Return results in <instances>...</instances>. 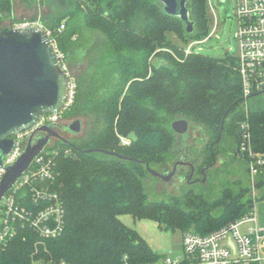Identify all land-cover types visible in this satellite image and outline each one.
Wrapping results in <instances>:
<instances>
[{
    "label": "trees",
    "instance_id": "trees-1",
    "mask_svg": "<svg viewBox=\"0 0 264 264\" xmlns=\"http://www.w3.org/2000/svg\"><path fill=\"white\" fill-rule=\"evenodd\" d=\"M47 2L57 3V10L43 19L45 24L55 29L65 24L56 33L65 62L89 60L87 71L76 76L75 100L62 115L81 114L94 123L86 138L55 143L61 152L55 156L58 175L52 187L61 193L65 226L58 236L45 240L54 259L69 264L157 262L163 255L120 219L124 214L155 220L161 229L199 234L248 215L256 201L247 196L250 188L236 192L225 187L214 201L194 188L183 198L150 200L145 186L146 164L154 167L173 158L177 134L172 123L181 116L203 124L213 140L221 131L228 132L235 154L245 159L238 148L244 140L241 125L247 123L253 148L264 151V101L249 100L245 109L237 56L212 57L197 50L198 44L186 51L190 42L211 37L209 1L189 0L193 33L157 0ZM12 4L0 0L1 23ZM98 35L103 36L102 44L96 41ZM121 136L130 143H122ZM91 148L97 150L88 152ZM207 153L204 158L211 167L214 142ZM216 209L221 211L214 214ZM33 239H14L3 262L28 264Z\"/></svg>",
    "mask_w": 264,
    "mask_h": 264
},
{
    "label": "built area",
    "instance_id": "built-area-1",
    "mask_svg": "<svg viewBox=\"0 0 264 264\" xmlns=\"http://www.w3.org/2000/svg\"><path fill=\"white\" fill-rule=\"evenodd\" d=\"M212 12L216 10L213 0H208ZM235 16L238 20L236 37L239 42L238 69L242 76L244 107L248 109V98L264 92V0H235ZM14 29H41L49 38L57 59L62 65L68 79V95L64 108L58 113L42 114L36 123L13 136L11 151L4 155L0 164V185L8 168L15 165L25 152L29 141L42 136H33L43 126H55L62 117L63 110L75 100L77 83L66 64L61 50L57 32L65 28L46 26L40 20L13 21L3 26ZM214 29V31L216 30ZM212 33L213 30H211ZM211 33V34H212ZM210 34V36H211ZM193 41L187 46L190 52L197 44L207 41ZM243 142L241 151L246 155L248 170L253 178L264 175V151H256L251 143L249 125L243 123ZM124 144L130 139L121 136ZM58 141L48 142L43 150L35 156L27 170L16 180L0 202V264L14 239L22 236L24 240L34 238V247L29 254L28 264H69L63 259H54L48 246L47 238L58 236L65 226V210L61 193L52 184L56 180L55 156L61 148L55 147ZM55 148H54V147ZM53 147V148H52ZM69 154V150H65ZM182 255L177 258L165 257L164 264H257L264 260V228L259 227L255 208L235 222H231L208 234H199L192 230L182 235Z\"/></svg>",
    "mask_w": 264,
    "mask_h": 264
},
{
    "label": "rangeland",
    "instance_id": "rangeland-1",
    "mask_svg": "<svg viewBox=\"0 0 264 264\" xmlns=\"http://www.w3.org/2000/svg\"><path fill=\"white\" fill-rule=\"evenodd\" d=\"M213 4L216 10L217 16V28L215 27V13L210 8L211 15V29L213 32L211 37L202 44L197 45V50L201 53L212 56L221 57L229 53L230 55H237L239 53V42L236 37L238 29V20L235 16L236 2L235 0H213ZM57 10V3L47 2V0H13L11 10L3 14L2 25H9L13 21L24 20H40L44 24L45 20L53 11ZM46 25V24H45ZM47 26V25H46ZM49 27V26H48ZM216 30L214 31V29ZM173 41L181 43L180 40L174 34H170ZM97 40L100 44L103 43V36L98 35ZM94 41V45L98 42ZM96 42V43H95ZM95 51L93 52V54ZM98 53V51L96 52ZM65 62V61H64ZM67 64V62H66ZM72 76L75 77L78 89V82L76 76L80 77L84 74L89 66V60L75 61V63L67 64ZM260 99L264 101V92L250 96L249 100ZM245 102V99L243 100ZM180 118H185L181 116ZM80 119L82 124V131L74 133L68 129V126L75 120ZM187 119V118H186ZM189 129L184 134H177V140L174 146V156L166 164L155 165L152 168L167 174L173 170L175 163L179 160L189 161L190 163L200 165L201 169L207 168L206 175H202L201 172L195 174L191 178V170L188 165H179L177 172L173 178L168 181L155 176L149 172L146 175L145 186L150 200H162L170 199L172 197H182L189 189H193L197 193H204L205 197L214 201L222 197L225 187H231L233 191L238 192L240 188H250L247 196H251L255 201V212L259 219V225L264 228V199L260 197L264 194V182L263 186L259 187L257 184L262 180V176L253 178L248 171V164L245 158L239 157L235 154L233 139L228 132H220L217 139L213 140L209 131L203 124L197 121L190 120ZM58 126H53L61 135L70 141H75L79 138H86L88 130L94 126L93 118L86 117L81 114L67 115L60 118ZM46 134V133H45ZM223 135V136H222ZM45 136V135H43ZM62 141L56 137H51L50 142ZM214 142L215 144V159L213 165L209 167L207 165L206 156L209 144ZM216 142L217 145H216ZM89 150V149H88ZM93 152L97 149L91 148ZM134 160V159H133ZM138 161V160H135ZM202 165V166H201ZM147 167V166H146ZM200 169V170H201ZM201 173V174H200ZM191 178V180H189ZM264 180V179H263ZM260 198V199H259ZM221 210L216 209L214 214H218ZM127 221V220H126ZM163 234L167 235L166 239H157V244H168L171 246L172 251L163 254L155 263L147 264H163L165 257L177 258L182 255V232L180 230L171 231L161 229ZM167 255V256H166Z\"/></svg>",
    "mask_w": 264,
    "mask_h": 264
},
{
    "label": "water",
    "instance_id": "water-1",
    "mask_svg": "<svg viewBox=\"0 0 264 264\" xmlns=\"http://www.w3.org/2000/svg\"><path fill=\"white\" fill-rule=\"evenodd\" d=\"M157 1L168 15L184 22L188 33L195 31L189 0ZM65 75L48 36L41 29L17 30L7 27L0 30V164L14 144L9 136L33 126L42 114L58 113L64 108L68 95V79ZM172 128L176 133L184 134L189 129V121L185 118L177 119L172 123ZM68 129L74 133L82 131L81 120L72 122ZM41 131L46 133L45 136L31 139L18 162L8 168L0 185V202L51 137L70 143L52 126H43ZM238 151L241 153V149L238 148ZM109 153L121 159L133 160L122 154ZM179 165L191 163L179 160L167 174L146 164L151 174L165 181L174 177Z\"/></svg>",
    "mask_w": 264,
    "mask_h": 264
},
{
    "label": "crops",
    "instance_id": "crops-1",
    "mask_svg": "<svg viewBox=\"0 0 264 264\" xmlns=\"http://www.w3.org/2000/svg\"><path fill=\"white\" fill-rule=\"evenodd\" d=\"M120 219L128 226L136 229L155 251L159 252L162 255L167 254L166 252L168 251H172L171 246L168 244V242L166 244H157L155 242V240L157 239L162 240L167 238V235L163 234V232L160 231L161 227L159 226V223L157 221L146 218L137 219L130 214L120 215ZM259 227L261 226L259 225ZM260 264H264V260Z\"/></svg>",
    "mask_w": 264,
    "mask_h": 264
},
{
    "label": "flooded vegetation",
    "instance_id": "flooded-vegetation-1",
    "mask_svg": "<svg viewBox=\"0 0 264 264\" xmlns=\"http://www.w3.org/2000/svg\"><path fill=\"white\" fill-rule=\"evenodd\" d=\"M43 135H45V132L44 131H39V132H37L35 135H33V136H43ZM242 158L244 157V155L242 154V156H241ZM187 162H189V161H187ZM189 166V168H190V170H191V178H193V176L195 175V174H198V172H201L202 173V175L204 176V175H206V171H207V168H204V169H201V167H200V165H197V164H195V162H191V165H188ZM201 169V170H200ZM200 173V174H201ZM191 178L189 179V180H191Z\"/></svg>",
    "mask_w": 264,
    "mask_h": 264
}]
</instances>
